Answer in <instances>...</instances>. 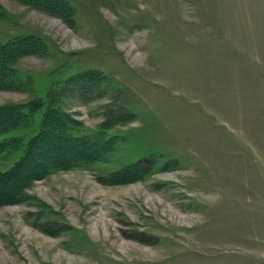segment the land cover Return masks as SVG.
I'll use <instances>...</instances> for the list:
<instances>
[{
	"label": "rangeland",
	"instance_id": "1",
	"mask_svg": "<svg viewBox=\"0 0 264 264\" xmlns=\"http://www.w3.org/2000/svg\"><path fill=\"white\" fill-rule=\"evenodd\" d=\"M30 37L0 106L73 145L0 156V264H264V0H0Z\"/></svg>",
	"mask_w": 264,
	"mask_h": 264
},
{
	"label": "trees",
	"instance_id": "2",
	"mask_svg": "<svg viewBox=\"0 0 264 264\" xmlns=\"http://www.w3.org/2000/svg\"><path fill=\"white\" fill-rule=\"evenodd\" d=\"M31 38L0 46V90L12 89L16 85L25 83L19 75L13 78L10 76L11 78L8 79L9 76L6 74L7 70L12 69V59L36 54L37 51L41 50L39 49L41 42L36 41V39L31 40ZM80 82L78 81L75 86H83L84 88L85 82ZM21 106L19 108L12 105L0 106V156L13 154L18 149L16 154L23 148L20 160H28L32 164L34 162L33 156L36 154L45 160L42 173L51 170L53 167L67 166V153L70 152L69 146H72L73 143L66 141L70 137L62 129L63 119L61 120L62 115L59 114V111L55 112V107L50 104V101L40 97L35 104L26 103ZM109 143L105 144L106 151L112 152L115 145ZM73 148H79L77 143ZM91 154L93 152L90 150L89 156H92ZM49 161L52 162L50 166H48ZM11 173L12 171H9L4 177ZM10 182H14L13 175ZM12 187L14 188L16 185L12 184Z\"/></svg>",
	"mask_w": 264,
	"mask_h": 264
}]
</instances>
